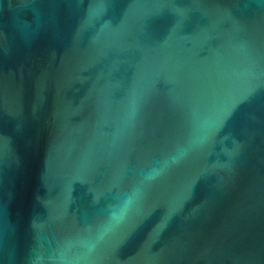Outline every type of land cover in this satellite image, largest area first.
I'll return each mask as SVG.
<instances>
[{"label": "water", "instance_id": "water-1", "mask_svg": "<svg viewBox=\"0 0 264 264\" xmlns=\"http://www.w3.org/2000/svg\"><path fill=\"white\" fill-rule=\"evenodd\" d=\"M0 264H264V0H0Z\"/></svg>", "mask_w": 264, "mask_h": 264}]
</instances>
